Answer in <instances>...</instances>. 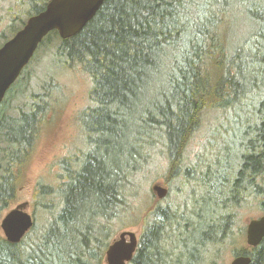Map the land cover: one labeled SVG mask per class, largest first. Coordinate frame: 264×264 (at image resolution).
I'll use <instances>...</instances> for the list:
<instances>
[{
  "label": "trees",
  "instance_id": "trees-1",
  "mask_svg": "<svg viewBox=\"0 0 264 264\" xmlns=\"http://www.w3.org/2000/svg\"><path fill=\"white\" fill-rule=\"evenodd\" d=\"M49 1L27 0L13 34ZM240 3L256 24L244 39L235 29ZM53 36L56 65L91 80L79 113L85 145L53 164L54 181L37 182L30 201L42 228L34 224L19 243L0 236V264H104L113 234L139 223L134 201L157 155L167 163L165 182L179 181L183 198L175 203L169 191L166 202L146 205L130 264H225L230 246L264 264V239L237 246L234 231L243 203L264 211V0H105L77 35L63 40L53 31L42 47ZM57 90L17 116L0 115V217L21 199L48 115L64 108ZM214 115L229 125L220 140L213 131L209 156L200 149L194 162L193 139ZM189 185L201 190L193 189L191 204Z\"/></svg>",
  "mask_w": 264,
  "mask_h": 264
},
{
  "label": "rangeland",
  "instance_id": "rangeland-1",
  "mask_svg": "<svg viewBox=\"0 0 264 264\" xmlns=\"http://www.w3.org/2000/svg\"><path fill=\"white\" fill-rule=\"evenodd\" d=\"M26 1L27 0H24V2H21V0H0L1 44L4 42V40H6V38L3 39L4 36L12 37L15 34H13V29L19 23L13 21L14 14L21 10L22 7L26 6ZM244 5L245 3L238 4V7L241 9V11L238 12L235 21L236 33L238 38L240 39H244L246 36H248L250 31L256 26L255 22L251 21V19L246 14ZM24 16L25 15H23V17ZM59 43L60 39L56 36H53L52 40L49 41L45 46L42 47L41 44L39 45L34 56L35 58L32 59L29 65L23 70L19 79L15 82L16 86L12 90L11 94H6V96L8 95V99L6 100L5 104L2 103L3 108L0 111V115L17 116L23 109L30 110L31 105L36 103L45 95H50V97L54 99L55 95L53 93L56 92L57 88V93H60L59 96L65 101L64 108H62V106L61 108H59L58 105L53 107V109L59 110L57 114L48 115V117L50 118V122L47 125H44L41 130L34 162L29 171V181L23 188L20 197L21 199L17 202H29L27 210L33 214L34 211L30 199L37 182L42 179H44L45 182H50V180L54 181V174L58 172L59 168L53 164L57 162L61 157L68 154L71 149L84 147L85 145V141L82 135V129L80 128L79 113L88 104V94L91 88V80L86 73L81 71L80 68L70 69L67 67L56 65V60L53 58V56L55 55L54 52L56 51V45ZM245 112L246 110L240 111V115L242 118H247L249 116V114ZM228 125L229 123L225 121V119H218L216 115L211 117L210 120H208V118L205 120L204 127H201L196 133L193 139V145L190 148L194 162L198 158V153H201L200 149L202 150V152H204L203 156L205 157L203 158V160H205L209 156L211 144L207 143L206 140L210 137V135L213 134V131L216 128L219 129L218 139L220 140V137L222 135L221 126ZM241 130L242 128L238 126L237 131L235 132L236 139L241 137ZM232 135L234 139V134ZM231 139L232 136H229L228 141H230ZM236 151L237 148L233 145L231 151L232 165L234 164ZM167 174L168 170L165 159L162 156L157 155L152 166L147 167L145 176L146 178L139 186V188L141 189L140 199H136L134 201V203H138V208L134 212V216L137 218L139 223L136 224V226L118 229L113 234L114 237L122 230H134L136 231L138 237H140L143 225L142 217L146 215V212L144 211L150 203L155 202V200L157 199L155 193L152 191V187L157 181L162 182L169 188V200L176 203L183 198H179L177 195V189L179 186V183L177 182L179 181L173 182L170 185L167 184L165 182V176ZM193 189L197 190H195V195L201 194V190L197 187H193L192 185H189L183 189L188 193L186 199L189 203H192L193 201ZM160 201L166 202L167 198L165 200L160 199ZM14 206L15 204L12 205V207ZM7 210H5L4 213H6ZM263 212L264 211L261 209L259 203H256L253 200L252 205L251 203L249 205L245 203L242 204L241 208L238 210V217L235 220L236 228L234 229V231L235 233L239 234V241H236L237 246H249L246 242L247 224L250 219L260 216ZM2 217L3 216L0 217V224ZM41 217L42 216L39 215L38 218L41 219ZM38 218L36 220L35 226H39L40 228H42L43 220H40V224ZM127 220L128 218H125V221ZM121 226L124 225L122 224ZM0 236L5 238L1 226ZM65 246L67 245L65 244ZM235 252L236 250L235 248H233V246L226 248L225 254L222 256L223 261L221 260V262L230 264L232 259L235 257ZM104 264H106L105 259Z\"/></svg>",
  "mask_w": 264,
  "mask_h": 264
},
{
  "label": "water",
  "instance_id": "water-1",
  "mask_svg": "<svg viewBox=\"0 0 264 264\" xmlns=\"http://www.w3.org/2000/svg\"><path fill=\"white\" fill-rule=\"evenodd\" d=\"M105 0H50L45 8L31 15L25 25L0 47V106L13 84L34 57L39 45L53 31L65 40L77 35L95 17ZM152 191L163 199L169 188L157 181ZM27 201L5 213L1 228L11 243H19L34 225V217L27 210ZM264 239V214L249 220L246 242L256 247ZM139 237L134 230L120 231L108 245L106 264H128L137 252ZM247 255H238L230 264H250Z\"/></svg>",
  "mask_w": 264,
  "mask_h": 264
},
{
  "label": "bare ground",
  "instance_id": "bare-ground-1",
  "mask_svg": "<svg viewBox=\"0 0 264 264\" xmlns=\"http://www.w3.org/2000/svg\"><path fill=\"white\" fill-rule=\"evenodd\" d=\"M186 43V42H185ZM169 53V52H168ZM179 56V55H178ZM167 57V56H166ZM166 65V64H165ZM182 66V65H181ZM173 67V66H172ZM162 68V67H161ZM224 69H225V67H224ZM165 72V71H164ZM181 72V71H180ZM171 73V72H170ZM180 82V81H179ZM171 85V84H170ZM238 86V85H237ZM99 88V87H98ZM163 88V87H162ZM216 88V87H215ZM160 90V89H159ZM215 90V89H214ZM146 91V90H145ZM153 91V90H152ZM227 91V90H226ZM155 93V92H154ZM171 94V93H170ZM152 95V94H151ZM149 97V96H148ZM147 98V97H146ZM145 98V99H146ZM152 99V98H151ZM241 99V98H240ZM249 101H251V100H249ZM146 102V101H145ZM166 102V101H165ZM235 103V102H234ZM220 106V105H219ZM239 106V105H238ZM214 107V106H213ZM222 107V106H221ZM159 108V107H158ZM157 110V109H156ZM137 111H139V110H137ZM148 112V111H147ZM167 113V112H166ZM169 114V113H168ZM145 115V114H144ZM176 115V114H175ZM141 116V115H140ZM91 130V129H90ZM95 131V130H94ZM135 131V130H134ZM88 132H89V130H88ZM96 134H98V133H96ZM85 136V135H84ZM95 136V135H94ZM82 141H83V139H82ZM82 143V142H81ZM167 143V142H166ZM170 143V142H169ZM85 149V148H84ZM78 151V150H77ZM100 151V150H99ZM256 151V150H255ZM88 152V151H87ZM102 152V151H101ZM98 153V152H97ZM205 155V154H204ZM251 155V154H250ZM117 156V155H116ZM178 156V155H177ZM111 158V157H110ZM180 158V157H179ZM250 159V158H249ZM93 160V159H92ZM106 160V159H105ZM179 160V159H178ZM184 162V161H183ZM203 162V161H202ZM210 166V165H209ZM242 169V168H241ZM209 170V169H208ZM103 173V172H102ZM259 173V172H258ZM217 174V173H216ZM255 174V173H254ZM249 176H250V174H249ZM66 177V176H65ZM113 178V177H112ZM68 180V179H67ZM227 180V179H226ZM132 181V180H131ZM69 182V181H68ZM76 182V181H75ZM240 183V182H239ZM67 187V186H66ZM209 187V186H208ZM123 189V188H122ZM59 191V190H58ZM101 195V194H100ZM194 198V197H193ZM207 198V197H206ZM95 210V209H94ZM113 211V210H112ZM86 212V211H85ZM84 213V212H83ZM76 214V213H75ZM82 216V215H81ZM79 217V216H78ZM46 218H47V215H46ZM206 219V218H205ZM50 220V219H49ZM74 223V222H73ZM209 225V224H208ZM227 226V225H226ZM232 226V225H231ZM84 227V226H83ZM219 227V226H218ZM61 229H63V228H61ZM63 231V230H62ZM221 231H223V230H221ZM220 232V231H219ZM215 233V232H214ZM225 233V232H224ZM227 233V232H226ZM167 234V233H166ZM237 234V233H236ZM223 236V235H222ZM219 237V236H218ZM212 238V237H211ZM220 238V237H219ZM51 245V244H50ZM56 247V246H55ZM56 261V260H55Z\"/></svg>",
  "mask_w": 264,
  "mask_h": 264
},
{
  "label": "flooded vegetation",
  "instance_id": "flooded-vegetation-1",
  "mask_svg": "<svg viewBox=\"0 0 264 264\" xmlns=\"http://www.w3.org/2000/svg\"><path fill=\"white\" fill-rule=\"evenodd\" d=\"M262 214H264V212H263ZM262 214H261V215H262ZM261 215H260V216H261ZM260 216H258V217H256V218H259ZM253 219H254V218H253ZM250 220H251V219H250ZM237 256H238V255H237ZM235 257H236V256H235ZM130 263H131V262H130ZM130 263H129V264H130Z\"/></svg>",
  "mask_w": 264,
  "mask_h": 264
}]
</instances>
